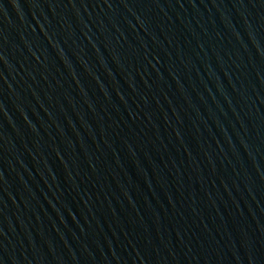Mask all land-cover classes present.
<instances>
[{"label": "water", "instance_id": "obj_1", "mask_svg": "<svg viewBox=\"0 0 264 264\" xmlns=\"http://www.w3.org/2000/svg\"><path fill=\"white\" fill-rule=\"evenodd\" d=\"M0 264H264V0H0Z\"/></svg>", "mask_w": 264, "mask_h": 264}]
</instances>
